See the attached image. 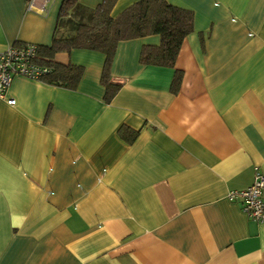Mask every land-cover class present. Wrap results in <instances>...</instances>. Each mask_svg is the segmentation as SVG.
<instances>
[{"label":"crops","instance_id":"0c3cea01","mask_svg":"<svg viewBox=\"0 0 264 264\" xmlns=\"http://www.w3.org/2000/svg\"><path fill=\"white\" fill-rule=\"evenodd\" d=\"M61 2L0 0V51L50 45ZM167 2L193 12L173 67L140 61L158 34L121 40L109 99L97 50L54 54L82 68L74 87L13 76L15 102L0 99V264H264V223L227 197L264 173V0Z\"/></svg>","mask_w":264,"mask_h":264},{"label":"trees","instance_id":"16d2710c","mask_svg":"<svg viewBox=\"0 0 264 264\" xmlns=\"http://www.w3.org/2000/svg\"><path fill=\"white\" fill-rule=\"evenodd\" d=\"M115 1L100 0L93 8H89L78 0H62L51 44L37 45L34 62L48 68L40 76L41 80L74 87L82 68L53 61L54 54L72 48L97 50L105 55L101 82L106 87L109 99L117 90V86L109 82L108 72L117 43L148 34H158L159 44L142 46L140 61L144 64L173 67L183 38L192 31L193 12L172 5L167 0H137L112 16L110 11ZM180 79L181 73L176 70L171 84L173 92L178 89Z\"/></svg>","mask_w":264,"mask_h":264},{"label":"built area","instance_id":"2783aa9c","mask_svg":"<svg viewBox=\"0 0 264 264\" xmlns=\"http://www.w3.org/2000/svg\"><path fill=\"white\" fill-rule=\"evenodd\" d=\"M50 0H27V7L37 11L45 10ZM37 53V44L23 43L12 44L0 51V99H5L8 104L15 100L5 98L6 89L14 75H22L30 79H40V76L48 71L34 62ZM264 173L255 172L253 181L246 187L228 192L229 199H240L242 210L254 221L264 223Z\"/></svg>","mask_w":264,"mask_h":264},{"label":"rangeland","instance_id":"374dc122","mask_svg":"<svg viewBox=\"0 0 264 264\" xmlns=\"http://www.w3.org/2000/svg\"><path fill=\"white\" fill-rule=\"evenodd\" d=\"M81 4L86 7L93 8L100 0H78Z\"/></svg>","mask_w":264,"mask_h":264}]
</instances>
